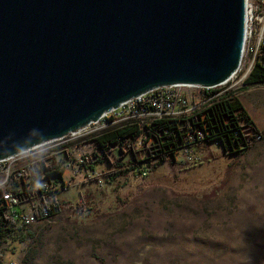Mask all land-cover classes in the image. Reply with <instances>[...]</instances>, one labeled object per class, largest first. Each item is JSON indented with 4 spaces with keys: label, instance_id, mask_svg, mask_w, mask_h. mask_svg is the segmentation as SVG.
<instances>
[{
    "label": "rangeland",
    "instance_id": "rangeland-1",
    "mask_svg": "<svg viewBox=\"0 0 264 264\" xmlns=\"http://www.w3.org/2000/svg\"><path fill=\"white\" fill-rule=\"evenodd\" d=\"M251 63L243 50L223 84L257 126L246 128L247 148L199 140L145 174L113 175L130 150L97 159L100 149L81 143L82 160L41 182L60 206L0 232V264H264V81L246 83Z\"/></svg>",
    "mask_w": 264,
    "mask_h": 264
},
{
    "label": "water",
    "instance_id": "water-1",
    "mask_svg": "<svg viewBox=\"0 0 264 264\" xmlns=\"http://www.w3.org/2000/svg\"><path fill=\"white\" fill-rule=\"evenodd\" d=\"M246 0H0V159L159 85L238 68Z\"/></svg>",
    "mask_w": 264,
    "mask_h": 264
},
{
    "label": "built area",
    "instance_id": "built-area-1",
    "mask_svg": "<svg viewBox=\"0 0 264 264\" xmlns=\"http://www.w3.org/2000/svg\"><path fill=\"white\" fill-rule=\"evenodd\" d=\"M243 50L252 54L249 70L256 59L264 61V0H246ZM233 74L226 80L211 86L199 83H172L156 86L124 100L118 106L103 111L97 119L90 120L65 135L43 141L18 153L1 158L0 210H4L12 219L23 224L31 222L36 215H48V209L42 197L46 192L42 191L45 186L41 185V182L43 180L52 181L58 174L46 175L41 171L39 172L40 177H36L34 171L37 164L40 160H44L47 163L56 164L55 166L62 169L70 166L74 161L82 160L83 152H79V148L75 147L85 142H93V146L100 149L99 153H101L102 150L97 145L95 137L110 128L135 124L139 126L140 132L134 137L130 135L120 137L122 143L120 141L110 143L106 151L107 155L114 147L123 146L139 156L138 154L143 148L148 153L154 146H158L159 142H164L165 137H160L158 142L156 136L149 133V127L160 118L177 119L179 123L189 120L191 124L182 127L183 133L181 138L177 137L175 145L174 143L163 145L165 146L164 150L155 151L154 156L169 154V146H176L173 149L182 146L188 149L197 141L204 140V137L210 133V124L216 123L213 109H216L219 105L218 102L224 97H228L230 93L236 94L234 90L223 86ZM222 120L232 127L233 118L231 115L225 113ZM236 122L239 124V129L235 130L237 136L241 135L247 139L245 137L246 128L255 131L254 125L243 115L238 114ZM174 136H178V133H174ZM175 152L177 151L174 150V154L170 153V157L173 158ZM95 155L97 158L98 155ZM22 156L25 158H21ZM85 156L88 157V154ZM147 171L148 169L142 168L138 173L145 174ZM36 197L40 198L41 202H33Z\"/></svg>",
    "mask_w": 264,
    "mask_h": 264
},
{
    "label": "trees",
    "instance_id": "trees-1",
    "mask_svg": "<svg viewBox=\"0 0 264 264\" xmlns=\"http://www.w3.org/2000/svg\"><path fill=\"white\" fill-rule=\"evenodd\" d=\"M264 80V61L255 60L252 68L249 70L248 74L245 77L246 83L252 82H262ZM216 109H213V117L216 120L215 124H210V133L204 137V140H215L221 143L224 150H231L234 152H241L245 148L248 147L249 142L244 139L241 135L237 136L235 134V130L239 129V124L236 122V117L238 114L246 117L248 121H250L255 130L257 131V126L251 119L250 115L244 109L242 102L237 94L230 93L228 97H224L220 102H218ZM227 113L231 115L233 118L232 127L229 124L223 122L222 117ZM171 118H160L155 120L154 125L149 127L150 135H155L158 142L159 138L165 137L164 142H159L158 146H154L153 149L149 150V152L145 156H136L131 153V157L127 159L128 164H125L121 159L113 161V175L119 174L120 172H125L127 169L134 170V173H137L142 168H146L150 170L154 168L157 163L161 162L164 158V155L161 154L157 158L156 161H150L151 158L155 155V151L164 150L163 145L165 144H176V139L181 138L180 136L183 133L182 127H187L191 124L189 120H184L181 123L177 122V119ZM140 132L139 126L135 124H124L122 126H116L114 128H110L109 130L100 133L95 137L97 145L101 148V153L95 152L97 154V159L102 158L103 156L107 159L110 157L106 154L107 148H109L110 143L115 141H120L122 143V139L120 137H124L126 135H130L134 137ZM174 133H178V136H174ZM167 138V139H166ZM174 147L169 146V154H174ZM117 148H121V146H117ZM121 150V149H120ZM154 151V152H153ZM172 151V152H171ZM122 155V154H121ZM51 162H45L44 160H40L35 168V176L40 177L39 172H44L46 175L51 173H57L59 177L62 176V168L55 166ZM54 166V168H53ZM43 201L48 209V214H52L54 209L60 206L59 199L57 198L56 193H46L43 196ZM1 209V208H0ZM16 220L12 219L9 215H7L4 210H0V232H4L5 229H11L13 224H15Z\"/></svg>",
    "mask_w": 264,
    "mask_h": 264
}]
</instances>
